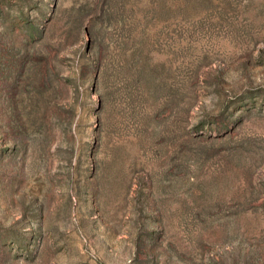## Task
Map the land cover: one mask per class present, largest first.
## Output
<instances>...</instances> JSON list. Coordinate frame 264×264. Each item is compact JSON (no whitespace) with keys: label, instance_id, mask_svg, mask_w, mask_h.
<instances>
[{"label":"rangeland","instance_id":"1","mask_svg":"<svg viewBox=\"0 0 264 264\" xmlns=\"http://www.w3.org/2000/svg\"><path fill=\"white\" fill-rule=\"evenodd\" d=\"M0 264H264V0H0Z\"/></svg>","mask_w":264,"mask_h":264}]
</instances>
